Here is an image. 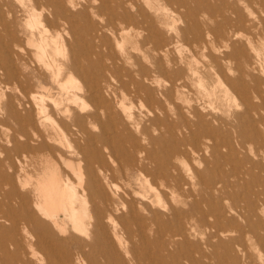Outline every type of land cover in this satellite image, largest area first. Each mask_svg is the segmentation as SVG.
I'll list each match as a JSON object with an SVG mask.
<instances>
[{
  "label": "rangeland",
  "instance_id": "obj_1",
  "mask_svg": "<svg viewBox=\"0 0 264 264\" xmlns=\"http://www.w3.org/2000/svg\"><path fill=\"white\" fill-rule=\"evenodd\" d=\"M158 1L162 6L151 9L147 0H0V202L16 204L6 196L11 190L7 179L25 178L23 167L33 178L43 170L40 161L45 155L21 146L32 140V130L28 128L25 135L19 120L10 114L23 110L19 106L23 99L31 102L33 96L44 95L43 86L52 87L54 97L63 95L31 44L43 38L52 49L54 35L58 42L66 43L68 54L80 61L82 70L72 73L69 89L83 95L81 104L87 112L95 109V100L77 88L97 80L106 85L98 93L101 111H106L90 127L94 134L103 131L106 146L115 153V161L107 158V163L121 165L116 172H127L130 160L141 159L150 151L156 162L172 163L169 174L180 179L187 192V197L179 191L172 193L159 181L161 196L153 192L152 197L154 209L159 211L153 231L140 234L141 223H132L129 239L124 246L118 245L116 252L102 247L104 242L99 244L92 216L80 210L85 230L79 233L58 212L57 221L65 232L50 220L49 235L60 238L54 251L81 257L86 241L97 238L93 251L101 260L109 259V264H153L150 258L159 252L177 257L162 264L177 260L186 264H264V214L256 207L264 202V157L259 155L260 137L249 129L256 113L243 100V90L251 91L256 85L252 77L264 79V10L251 13L264 0H149L151 4ZM237 13L239 34L231 33L235 27L226 19ZM207 26L218 37L216 46L195 52L194 39L204 38L212 44L205 32ZM156 33L173 47L172 57L146 51L142 39L150 41L149 36ZM212 58L218 66L213 69L208 65ZM57 59L65 60L60 55ZM190 65L197 71L195 76ZM180 75L185 77L186 87L179 93L171 91L168 79ZM66 96L70 97L64 94L62 105H69L74 115L82 114ZM251 100L260 102L255 97ZM204 106V117L199 119L192 111ZM30 110L33 116V108ZM69 137L76 145L74 136ZM106 146L98 139L89 147L104 152ZM69 157L77 166L79 156ZM54 159L66 174L61 160L56 155ZM70 176L79 189L76 175ZM138 178L137 172L130 177L135 187ZM114 180L120 191L127 189L128 179ZM190 223L195 227L192 230ZM179 228H185L186 233L177 234ZM250 228L260 241L249 233ZM37 256L45 258L42 251ZM46 260L39 258L37 264H48Z\"/></svg>",
  "mask_w": 264,
  "mask_h": 264
},
{
  "label": "bare ground",
  "instance_id": "obj_2",
  "mask_svg": "<svg viewBox=\"0 0 264 264\" xmlns=\"http://www.w3.org/2000/svg\"><path fill=\"white\" fill-rule=\"evenodd\" d=\"M147 3L151 9L162 6L159 1L151 4L147 0ZM260 10H264V3L251 10V13L260 12ZM226 19L230 25L235 27V29L230 30L231 33L236 32V34H239L238 13L232 18L226 17ZM130 20V18H127V21ZM139 23L137 22V24ZM34 25L38 26L39 22H34ZM207 27L205 32L213 39L212 44L204 38L194 39L193 49L195 52L203 48H215L216 46L215 38L218 37L211 26ZM149 38L150 41L146 37L142 39L143 44L147 46L146 51H156V55L172 57L173 47L164 43L162 35L156 33L149 36ZM41 40L40 42H31L36 46L37 59L52 74V79L59 85L62 94L70 95V97H65L67 101L69 100L68 103L72 102L79 106L83 113L72 114L69 105H62L65 100L63 95L60 94L54 97V89L43 86L44 95L40 97L33 96L31 102L23 99L19 104L23 110L20 113L10 114L15 120H19V123L25 129L23 132L25 135L28 134V128L32 130V140L22 143V148L32 153L41 152L45 157L44 160L40 161L43 170L38 173L37 178H33V175L23 167L26 172L25 178L13 179L14 177H11V179H7L8 183H11V190L6 196L8 200L14 199L16 204L14 205L10 201H7V203L0 202V264H37L39 258L43 261L45 259H47L46 261L49 260L48 264H109V259L101 260L93 251L97 238L100 240L98 241L99 244L104 242L101 245L102 247L104 246L116 252L117 246H124L126 244L125 240L129 239L128 235L132 233V223H141L140 234H144L146 230L153 231L159 211L154 209L156 204L152 197L153 192L157 197L160 198L161 196L157 191L159 181V185L171 190L172 193L179 191L183 197H187V192L183 188L181 180L169 174L172 163L156 162L150 151L141 159L135 160L133 158L130 160L127 172H116V170H121L122 166L113 167V165L107 163L108 159L112 162L115 161V153L111 151L112 149L109 146H106L108 143L103 137L105 135L103 131L94 134L90 127V124L93 126L95 122L99 121L102 111L103 113L106 111H101L102 105L98 95L106 85L103 86L101 81L97 80L92 85L86 84L77 88L79 92L82 91V93L95 100V109L87 112L85 106L81 104L83 95L69 89L70 84L73 82L72 73L82 70L80 61L73 53L68 54L65 48L66 43L58 42L54 35L52 36V42L55 46L52 49L47 47L48 43H45L43 38ZM58 55L63 56L65 60L61 62L57 59ZM209 55L213 57L211 52ZM225 58H230V56L226 55ZM170 61L173 62L172 58H170ZM210 62L208 65H211V69L218 67L215 64V58H212ZM250 65L253 66L252 63H249ZM189 70L191 75L195 76L197 74V71L191 65ZM97 78L98 75L95 79ZM183 78L185 77L180 75L168 79L170 90L175 89L179 93L181 88H185ZM252 78L256 85L252 87L251 91L243 90V100L244 104L246 106L250 105L256 113L251 116L249 129L260 137V149L262 150H260L259 155L264 157V113L260 112L261 109L264 111V87H262L264 79H259L256 75ZM199 81H202V78ZM107 88H110V83H107ZM206 94L211 95L208 90H206ZM252 97L260 100V102L254 103L251 100ZM206 107H195L192 112L200 119L203 115V109ZM30 108L34 110L33 116L30 114ZM54 114L61 116L55 118L53 117ZM50 121L53 122L51 126L48 125ZM69 135L74 136L72 140L76 142V145L72 144ZM98 139L106 146L107 151L103 152L100 149L94 150L89 147L96 143ZM217 144L221 145L223 142ZM86 147L87 150H85ZM55 155L61 160L63 167L65 166L67 169L66 174L62 170V166L60 167L55 161ZM69 155L79 156L80 160L77 166H75ZM94 167L98 169L97 172ZM136 172L139 177L137 179L139 180L138 187H135L130 179L132 174ZM183 172L185 171L183 170ZM70 173L76 175L79 181V189L72 181ZM16 175L17 172L14 173V176ZM116 177L129 180L127 181V189L119 190L120 186L114 180ZM0 195H3L1 187ZM256 207L259 212L264 214V202H259ZM91 208L94 209L92 214ZM253 209L254 207H251V212ZM80 210L84 212L85 216H92L95 220L97 229L94 231V235L99 236L94 238V241H86L87 249L82 251L84 256L73 258L72 255H61L58 251H54L60 238H53L49 235L50 222L52 221L64 233L65 229L57 221L58 212H60L71 223L73 229L81 233L85 230V220L82 218ZM8 221H10V225L7 226L5 222ZM190 225L191 230L195 228L194 224L190 223ZM185 233V228H179L177 231V234L180 235ZM249 233L253 234V229L250 228ZM255 235L258 238L257 240L260 241L257 234H253V237ZM39 251L43 252L45 258L37 256ZM85 251H88V253H85ZM101 255L104 256L103 251H101ZM145 255H147V252ZM135 256L139 258L136 253ZM149 258L150 256H148ZM173 258L177 259L176 255L171 252H165L162 256L159 252L157 257L150 258V260L153 261V264H162L168 259L171 262ZM237 259L238 257L234 261H237ZM188 260L191 262V260L194 261V258L189 257ZM186 262L182 263V261L177 260L172 264H186Z\"/></svg>",
  "mask_w": 264,
  "mask_h": 264
}]
</instances>
